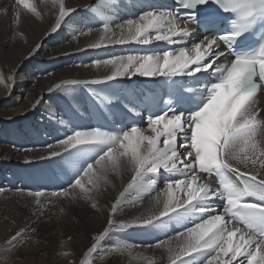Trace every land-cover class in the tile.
<instances>
[{"label": "snow or ice", "instance_id": "6c2138e0", "mask_svg": "<svg viewBox=\"0 0 264 264\" xmlns=\"http://www.w3.org/2000/svg\"><path fill=\"white\" fill-rule=\"evenodd\" d=\"M50 2L56 9L53 33L68 21L87 29L80 35L91 33V24H102L100 40L89 45L93 49L161 41L183 45L97 59L92 66L111 69L102 80L62 81L49 89L137 75L163 77L171 89L167 100L154 96L131 107L124 104L136 117L149 109L146 127L129 116L118 127H73L63 138L40 146L47 150L40 159L60 157L73 168L67 186L51 191L53 198L81 200L97 209V196L114 187V179L128 175L108 209L107 227L92 237L87 254L102 250V241L111 234L135 226L163 234L147 247L164 249L168 264H264V0H175L174 9L148 4L137 18L122 22L114 0H102L85 21L74 20L76 9L65 0ZM15 4L42 18L31 0ZM208 4L216 8L198 11ZM20 15L16 10L17 24ZM192 25L213 35L192 41L189 48ZM93 97L103 103L99 94L93 92ZM29 194L39 220L46 192ZM146 198L156 211L149 208V214L128 223L115 219L126 203L142 204ZM27 228L10 236V247L30 238ZM132 247L114 244L112 251L131 254Z\"/></svg>", "mask_w": 264, "mask_h": 264}, {"label": "bare ground", "instance_id": "6f19581e", "mask_svg": "<svg viewBox=\"0 0 264 264\" xmlns=\"http://www.w3.org/2000/svg\"><path fill=\"white\" fill-rule=\"evenodd\" d=\"M31 2L41 12V19L22 5H16L15 0H0V264H82V261L84 264H168L164 249L147 247L163 238V234L135 226L111 234L110 239L102 241V250L88 255L92 237L107 227L108 209L126 184L128 175L122 180L114 179L115 186H108L97 196V209L81 200L53 198L51 191L67 186L73 168L60 157L40 159L47 155V150L40 146L63 138L65 131L73 127L121 126L124 113H129L124 104L133 106L125 94L137 97L141 88L153 87L156 78L137 75L50 92L54 85L70 80H102L111 69L92 66V61L97 59L171 50L183 45L161 41L148 46L107 44L93 49L89 45L100 40V22L91 24L93 31L86 35L79 33L87 29L73 21L53 33L51 25L55 22L56 9L50 0ZM114 2L113 10L120 22L137 18L148 4L170 6L169 0ZM65 3L76 9L75 21H85L94 15L91 9L102 0H65ZM16 10L21 13L19 24L15 21ZM192 32L189 48L192 41L203 39L194 27ZM33 52L35 55H31ZM10 75L13 80H8ZM93 92L104 98L103 103L93 97ZM260 103L264 104L263 97ZM138 120L146 127L141 117ZM38 190L46 192L40 198L45 206L39 220L33 216L35 198L29 194ZM149 208L157 210L147 198L142 204L128 202L115 219L128 223L149 214ZM25 225H28L25 235L30 238L10 247V236ZM32 228L36 229L34 233ZM123 243L133 246L131 254L112 251V245Z\"/></svg>", "mask_w": 264, "mask_h": 264}]
</instances>
